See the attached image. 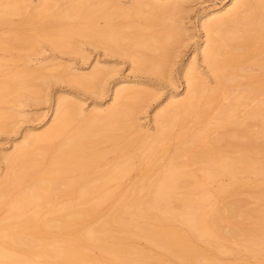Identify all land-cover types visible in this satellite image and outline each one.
<instances>
[{
    "label": "bare ground",
    "instance_id": "6f19581e",
    "mask_svg": "<svg viewBox=\"0 0 264 264\" xmlns=\"http://www.w3.org/2000/svg\"><path fill=\"white\" fill-rule=\"evenodd\" d=\"M60 1L66 6L58 10L55 6ZM188 1L135 0L126 8L120 0H38L35 4L0 0V24L11 23L22 9L33 7L24 23L33 35L0 36V49L38 51L36 38H42L53 48L81 52L75 41L80 36L105 50L128 55L139 68L164 73L172 47L184 36L177 15ZM130 17L143 18L145 26L135 25ZM154 25L162 28L149 31ZM200 27L205 39L199 51L216 84L206 82L195 61L185 65V94L176 96L175 87L168 104L155 113L154 132L137 130L141 133L134 141L137 152L125 151L133 142L117 143V139L133 127L138 101L148 98L150 85L121 81L105 109L95 106L87 112L82 103L59 96L53 124L40 133L27 132L20 144L2 155L7 172L0 179V211L6 209L0 217V264L31 263L18 253L50 263H98L106 253L108 264H165L160 254L138 249L142 260L132 263L128 252L136 247L137 239L166 250L176 264H219L214 250H232L221 241L233 237L242 240L253 255H264V182L245 187L242 178L264 170V0H222L202 12ZM46 67L42 63L26 66L0 79V103L15 95L25 81L47 77ZM53 69L50 76L56 78L73 70L69 66ZM113 70L96 63L91 74L82 76L76 69L71 73L77 83L103 93V83ZM232 86H238L237 92ZM242 106L245 112L238 115ZM12 116L13 112L0 110V131ZM191 117L199 126L194 132L184 129ZM212 119L214 127L223 128L224 133L209 141ZM171 140L175 152L161 169L159 161ZM107 143L120 152L113 162L103 164L106 152L101 146ZM236 153L239 156H233ZM195 163L203 164L199 178L187 170ZM137 168L139 179L94 224L95 211L110 202L113 189L120 186L109 183ZM222 175L230 181L218 184L217 192L243 190L246 197L232 194L221 204L212 201L205 186ZM180 187L188 190L187 195L171 196ZM70 192L76 194L72 199L57 201ZM249 193L257 198L255 208L245 204ZM45 202L50 203L46 210ZM225 219L228 226L222 224ZM91 247L99 254L89 253Z\"/></svg>",
    "mask_w": 264,
    "mask_h": 264
},
{
    "label": "rangeland",
    "instance_id": "374dc122",
    "mask_svg": "<svg viewBox=\"0 0 264 264\" xmlns=\"http://www.w3.org/2000/svg\"><path fill=\"white\" fill-rule=\"evenodd\" d=\"M31 1L35 4L38 0ZM133 1L135 0H120V4L123 7L130 8ZM221 2L222 0H189L186 3L183 12L177 15V18H180L179 20L183 23L184 36L172 47V55L167 58L168 67L164 73L156 72L151 69L139 68L133 61H131L128 55L122 52L105 50L104 46L91 44L89 40L80 36L77 37L75 41L80 47L81 52H70V50L53 48L42 38H36L39 49L38 51L20 48H13L11 50L0 49V79L5 78L17 70H21L26 66L33 68L41 63L47 66L45 71L47 77H34L29 81H25L18 92L12 93L15 95L10 96L5 102L0 103V110L13 112V116L6 120V129L0 131V179H3L7 172V163L3 160L2 155L6 152H11L15 145L20 144L24 140V136L27 132L33 131L40 133L53 124L55 106L59 96H68L70 100L82 103L83 108L87 112L95 106L105 109L112 102V92L115 89L116 83L121 81L130 82L132 84L141 81L144 82L143 84L150 85L148 87V91L150 92L148 98L138 101L139 107L131 120L133 127L130 128L127 134H124L117 139V143L124 142L131 144L130 142H133L125 151H128L129 153L137 152V144H134V141L138 140L140 138L139 134H141L138 133L139 131L137 130L143 132L148 129L151 132H154L155 123L153 120L155 113L168 104L172 92L176 91L175 87H178V92L174 93L176 96L181 97L185 94L186 83L182 73L185 65L188 63L194 64L195 61L198 73L203 75L206 82L209 83L210 86L216 84L214 75L210 72L209 67L203 61L202 53L199 51L200 46L203 45L205 39V32L200 27V16L203 11L211 9L216 5L221 4ZM65 6L66 4L60 1L56 3L55 8L59 10ZM32 8L33 7H27L22 9L21 13L13 16V21L11 23L0 24V36H15L20 32L33 35V32H31V30L27 28V25L24 24L26 23ZM128 19L138 26H145L146 24L143 18L130 17ZM98 21L100 24L104 23L102 17H100ZM161 28V25H154L149 28V31H156ZM29 59L32 60L28 65L27 63ZM96 63H99L100 66L115 68V71L113 70L106 79V82L104 81L103 83V88H105L103 93L98 92L94 87H91L93 89H90V87H85L77 83L73 79L74 77H72L73 75L71 73L76 69V72L80 73L82 76L91 74ZM54 66H58L59 68L61 66H69L70 68H73V70L69 71L67 76L64 74L61 77L56 78L50 76L52 72H54ZM235 86H232V90L234 89L233 91L237 92L235 89L238 88V86ZM28 97L41 99L36 100ZM21 102H23L22 105H17L15 106L16 108L12 107L15 103L20 104ZM223 103H226V101H223ZM243 107L245 108V106H242L241 109L239 108V111H237L238 115L244 114L245 111L243 112V110L246 108L243 109ZM16 111H19L20 113ZM258 120L259 118H257L256 121L254 119L253 122L257 123ZM194 121L195 119L191 117L187 121L184 129H189L190 132L196 131L199 126L194 124ZM214 121L215 119L211 120V126L213 129L210 131L207 138L209 141L211 138L213 140L220 137L222 135L221 133H224L223 128L214 127ZM76 123L77 122L75 121L72 125L68 126L67 131L69 132ZM173 143L174 140H171V142L168 143V151L160 159L158 165L159 168L161 167V169H165V166L170 162L171 157L175 152ZM101 147L106 152L103 164H109L118 158L120 151L119 149H115L113 144L107 143L103 144ZM198 147L197 144L193 146V149H197ZM233 156H239V154L236 153L233 154ZM256 157L261 159L260 155H257ZM185 158L186 157L182 156L183 160ZM187 170L194 173L198 178L204 173L203 164L201 163L191 164L187 167ZM140 173L141 170L137 168L132 170V172L122 180L109 183V185L113 186L118 183L120 186L113 189L114 197L112 200L101 205L100 208L95 211V217L93 219L94 224H98L108 207L116 202V199L125 193L135 180L137 181L139 179ZM242 178L245 179L243 180L245 181V187L253 185L256 182H264V170L257 175L253 173L244 174L242 175ZM229 181L230 177L228 175H222L217 179L208 181L205 188L209 191L212 201L221 204L226 197L232 194L246 197L245 191L243 190L227 192L225 194L217 192L216 188L218 184H227ZM187 193L188 190L186 188L180 187L170 194L174 197H182L187 195ZM195 194L199 195L196 192ZM249 194L250 196L247 198V202L249 203L245 204L248 205L247 207L255 208L258 203L257 198L256 196H253L255 199L252 197V195L255 194ZM75 195L76 194L72 192L62 194L58 197L57 201H67L69 198L72 199ZM49 206L50 203L45 202L43 204V209L46 210ZM245 206L242 207L245 208ZM174 210L178 211L179 207L175 205ZM5 214L6 209L0 211V217H3ZM238 218L242 219L241 216ZM222 224L228 226L230 222L225 219ZM246 225H250L248 220H246ZM52 233L57 240L61 238L56 228L52 229ZM238 239V237H233L231 240H228L229 242H227V240L221 241L223 244L226 243L224 245L232 248V250L228 252L224 250H221L222 252L214 250V252H216L215 257L219 264H264V255L259 254L255 256L248 252L245 250L242 240ZM135 245L136 247L134 249L131 248L132 250L130 249L128 252L129 260H132V263L142 260L143 256L137 251L144 250L149 253L155 252L160 254V256H162V261L165 264H176L174 258L169 257L166 254V250L157 248L144 239H137ZM199 245L204 246L203 241H199ZM88 252L93 255L99 254V250L94 247H91ZM18 255L29 259L31 262L30 264H70L66 260H60L56 263L45 262L41 257L33 254L26 255L18 253ZM101 255L102 257L98 263L92 264H108L104 258L107 257L108 254L102 253Z\"/></svg>",
    "mask_w": 264,
    "mask_h": 264
}]
</instances>
